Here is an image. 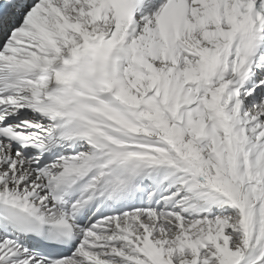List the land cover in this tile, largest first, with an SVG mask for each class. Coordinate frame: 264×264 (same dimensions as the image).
Returning a JSON list of instances; mask_svg holds the SVG:
<instances>
[{"label":"snow or ice","instance_id":"obj_1","mask_svg":"<svg viewBox=\"0 0 264 264\" xmlns=\"http://www.w3.org/2000/svg\"><path fill=\"white\" fill-rule=\"evenodd\" d=\"M0 264H264V0H0Z\"/></svg>","mask_w":264,"mask_h":264}]
</instances>
